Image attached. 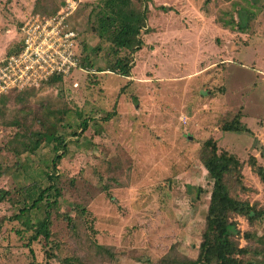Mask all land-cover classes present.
<instances>
[{
	"label": "rangeland",
	"instance_id": "1",
	"mask_svg": "<svg viewBox=\"0 0 264 264\" xmlns=\"http://www.w3.org/2000/svg\"><path fill=\"white\" fill-rule=\"evenodd\" d=\"M73 1L68 22L93 66L0 97V264H198L213 189L208 139L242 163L226 177L231 195L264 210L249 164L254 155L264 166V0H132L148 20L144 46L119 54L129 76L108 70L119 26L102 39L94 30L115 5ZM65 4L0 0V58L27 16ZM239 118L249 131L224 130ZM55 138L65 154L56 167ZM51 184L60 195L14 218ZM47 210L50 234L32 241ZM231 220L250 249L243 260L264 264V220Z\"/></svg>",
	"mask_w": 264,
	"mask_h": 264
},
{
	"label": "trees",
	"instance_id": "2",
	"mask_svg": "<svg viewBox=\"0 0 264 264\" xmlns=\"http://www.w3.org/2000/svg\"><path fill=\"white\" fill-rule=\"evenodd\" d=\"M110 2L115 5V8H113L115 10H112L111 16L99 18L100 26L98 29L94 28V30L99 33L98 36L102 39L106 38L115 27L119 26V29L110 40L117 58L108 70L129 76L133 67L132 61L127 56L119 57V54L124 50L137 52L144 46L141 34L147 24L148 16L146 10H137L133 6L132 0H110ZM84 65L87 67L93 66V63L89 61ZM97 70L103 71L105 69L99 68ZM234 122L225 126L224 130L230 132L249 131L242 124L240 118L236 123ZM86 127L87 124L85 123L84 129ZM55 140L59 143L55 146L57 153L53 159V164L56 167L65 154L64 151L58 154L62 149L63 140L60 138H55ZM203 153L204 165L213 179V189L206 229L197 262L198 264H253L251 260H243L242 256L249 254L250 249L240 246L235 241L234 233L238 232V228L236 223L231 220V216L237 214L247 217L250 222H256L257 220H264V210L257 208L249 200H240L231 195L226 177L234 172H240L242 166V163L234 154H229L226 151L219 152L216 142L212 139H208L204 143ZM249 164L264 183V166L258 164L256 156H250ZM0 195V198H3V193ZM51 195H54V197L60 195L59 190L53 184L40 191H35L30 195V204H26L14 218L20 219L24 213H28L32 209H39L42 207L43 201L48 200L47 197ZM48 203V206H50L51 202ZM50 216V212L47 210L46 216L38 221L32 241L37 240L39 235L42 234L46 237L49 236ZM246 236L249 239L253 237L250 233H247Z\"/></svg>",
	"mask_w": 264,
	"mask_h": 264
},
{
	"label": "built area",
	"instance_id": "3",
	"mask_svg": "<svg viewBox=\"0 0 264 264\" xmlns=\"http://www.w3.org/2000/svg\"><path fill=\"white\" fill-rule=\"evenodd\" d=\"M77 6L66 0L53 16L36 13L22 21L18 46L0 58V97L12 91L40 90L53 79H66L88 68L79 52L81 33L68 22Z\"/></svg>",
	"mask_w": 264,
	"mask_h": 264
},
{
	"label": "crops",
	"instance_id": "4",
	"mask_svg": "<svg viewBox=\"0 0 264 264\" xmlns=\"http://www.w3.org/2000/svg\"><path fill=\"white\" fill-rule=\"evenodd\" d=\"M2 56H3V55H2ZM2 56H1V57H2Z\"/></svg>",
	"mask_w": 264,
	"mask_h": 264
}]
</instances>
